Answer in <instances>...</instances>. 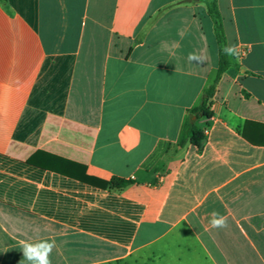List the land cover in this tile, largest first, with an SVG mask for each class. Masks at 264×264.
Masks as SVG:
<instances>
[{
    "label": "crops",
    "instance_id": "0c3cea01",
    "mask_svg": "<svg viewBox=\"0 0 264 264\" xmlns=\"http://www.w3.org/2000/svg\"><path fill=\"white\" fill-rule=\"evenodd\" d=\"M218 5L239 55L197 146L204 0H0V264H28L22 240L52 264H264V0Z\"/></svg>",
    "mask_w": 264,
    "mask_h": 264
},
{
    "label": "trees",
    "instance_id": "16d2710c",
    "mask_svg": "<svg viewBox=\"0 0 264 264\" xmlns=\"http://www.w3.org/2000/svg\"><path fill=\"white\" fill-rule=\"evenodd\" d=\"M207 6V12L214 22V29L219 53L217 75L213 84L205 90L204 98L200 105L193 110L196 117L195 121L191 123L187 129V136L191 143L201 146L205 140L203 131L197 126V121L200 118H211L213 112L211 110L213 98L218 90L220 81L224 73L233 66L230 56H226L222 52V48L227 45L226 36L223 28V19L219 10L218 0H204ZM83 181L91 185L107 189L109 191H121L133 183L132 180H124L120 178H113L109 182H102L94 178L84 177Z\"/></svg>",
    "mask_w": 264,
    "mask_h": 264
},
{
    "label": "clouds",
    "instance_id": "9594fccd",
    "mask_svg": "<svg viewBox=\"0 0 264 264\" xmlns=\"http://www.w3.org/2000/svg\"><path fill=\"white\" fill-rule=\"evenodd\" d=\"M222 52L226 56L239 55L237 47L235 45H226L222 48ZM208 57L198 52L188 53L187 60L190 63L203 65L206 63ZM209 221L210 226L213 229H224L228 227L227 217L221 215L217 211H213ZM23 260L28 261V264H52L51 253L56 247L55 241L41 240L39 242L20 241Z\"/></svg>",
    "mask_w": 264,
    "mask_h": 264
},
{
    "label": "water",
    "instance_id": "95a60500",
    "mask_svg": "<svg viewBox=\"0 0 264 264\" xmlns=\"http://www.w3.org/2000/svg\"><path fill=\"white\" fill-rule=\"evenodd\" d=\"M188 1H190V2H191L192 0H188Z\"/></svg>",
    "mask_w": 264,
    "mask_h": 264
}]
</instances>
